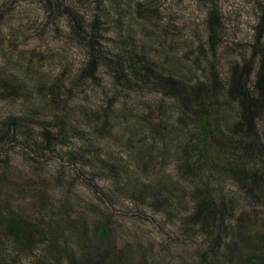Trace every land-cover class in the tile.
Returning <instances> with one entry per match:
<instances>
[{
  "label": "trees",
  "instance_id": "obj_1",
  "mask_svg": "<svg viewBox=\"0 0 264 264\" xmlns=\"http://www.w3.org/2000/svg\"><path fill=\"white\" fill-rule=\"evenodd\" d=\"M199 1L205 35L190 40L160 0H47L83 57L52 80L30 66L12 81L30 111L1 121L0 148L20 138L57 154L94 200L1 169L0 264H264V3L221 71L223 13ZM93 90L98 104L74 106Z\"/></svg>",
  "mask_w": 264,
  "mask_h": 264
},
{
  "label": "rangeland",
  "instance_id": "obj_2",
  "mask_svg": "<svg viewBox=\"0 0 264 264\" xmlns=\"http://www.w3.org/2000/svg\"><path fill=\"white\" fill-rule=\"evenodd\" d=\"M62 1L67 5L69 1L74 0ZM262 1L264 3V0H260ZM160 3L162 16L174 19L172 22L179 25L186 38L204 39L203 19L206 8L202 2L160 0ZM217 3L223 13L225 24L224 35L219 45V53L222 54L224 64L221 71H225V59L237 58L241 54V47L249 44L256 4L253 0H217ZM46 5L47 0H0V79L4 78L11 83L4 89L0 87V132L3 129L1 125L3 119L6 121L9 118L20 117L30 111L29 106L21 105L22 101L17 97L12 100L13 97L7 95V92H11L12 81L24 78L25 69L32 66L39 71L38 76L52 80L64 68H77L81 63L83 50L68 38L65 18L58 13L52 19ZM46 81L48 80L44 83H47ZM69 98L64 95L62 100L69 103L71 101ZM73 101L75 107L90 103L91 108L99 102L94 90L90 95L76 97ZM29 105L31 106V101ZM32 107L43 116L50 115L49 110L39 101H34ZM29 127L33 130L34 138L39 139L38 124L33 123ZM12 139L11 144L0 148V170L8 171V168H11L13 172H8L20 175L21 178L41 177L49 186L54 185L50 187L51 191H67L69 186L71 197L81 200V203L82 200L86 202L94 200L84 181L74 178L69 167L58 160L57 154L37 158L19 144L20 138ZM32 170L38 176L31 175ZM9 173L7 175L10 178ZM17 203L28 213L34 208L31 201L23 197L17 199ZM77 210L83 215L80 208ZM120 225L140 227L148 232L151 242L153 239L158 242L157 233L149 226L122 218Z\"/></svg>",
  "mask_w": 264,
  "mask_h": 264
}]
</instances>
